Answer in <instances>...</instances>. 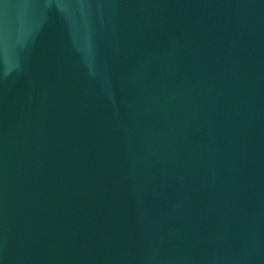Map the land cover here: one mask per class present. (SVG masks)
<instances>
[{"label": "water", "instance_id": "obj_1", "mask_svg": "<svg viewBox=\"0 0 264 264\" xmlns=\"http://www.w3.org/2000/svg\"><path fill=\"white\" fill-rule=\"evenodd\" d=\"M0 264H264V0H0Z\"/></svg>", "mask_w": 264, "mask_h": 264}]
</instances>
